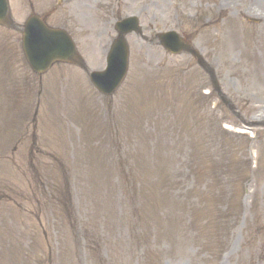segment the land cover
I'll return each instance as SVG.
<instances>
[{
    "label": "rangeland",
    "instance_id": "obj_1",
    "mask_svg": "<svg viewBox=\"0 0 264 264\" xmlns=\"http://www.w3.org/2000/svg\"><path fill=\"white\" fill-rule=\"evenodd\" d=\"M119 10L138 14L152 36L181 26L217 67L240 109L248 117L264 116V86L253 74L264 54V0H122L115 15ZM211 12L221 13V22L200 25L192 34L195 22ZM136 40L129 76L115 97L98 103L75 68L64 70L66 80L57 69L55 84L46 86L40 115L46 119L37 126L54 128L55 154L41 157V170L31 160L37 152L24 157L30 161L24 166L2 161L0 181L34 196L36 203L26 207L46 224L54 221L56 230L44 232L15 202L1 200L0 264H218L225 249L220 264H264V130L240 134L238 121L215 95L198 92L209 80L192 57ZM2 50L0 44V153L6 136L25 134L17 153L24 156L33 145L30 115L17 117L24 98L18 87L13 92V60ZM90 58L92 66L103 67V59ZM246 95L252 104L242 102ZM219 116L224 128L231 125V135ZM214 174L219 180L208 182ZM248 177L253 180L246 184ZM244 188L243 210L222 229L224 246L206 243L216 239L212 233L198 237L203 224L189 204L226 201L231 192L240 198ZM63 192L71 217L60 201Z\"/></svg>",
    "mask_w": 264,
    "mask_h": 264
},
{
    "label": "bare ground",
    "instance_id": "obj_2",
    "mask_svg": "<svg viewBox=\"0 0 264 264\" xmlns=\"http://www.w3.org/2000/svg\"><path fill=\"white\" fill-rule=\"evenodd\" d=\"M259 60H260L259 61L260 62L259 72L258 73L253 72V74L255 75L256 78H257V76L260 77L259 81H260L261 86L263 87L264 86V78H263V76H264V54H263V56L262 55L259 56Z\"/></svg>",
    "mask_w": 264,
    "mask_h": 264
},
{
    "label": "water",
    "instance_id": "obj_3",
    "mask_svg": "<svg viewBox=\"0 0 264 264\" xmlns=\"http://www.w3.org/2000/svg\"><path fill=\"white\" fill-rule=\"evenodd\" d=\"M115 82H116V80H115Z\"/></svg>",
    "mask_w": 264,
    "mask_h": 264
}]
</instances>
